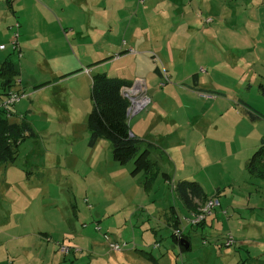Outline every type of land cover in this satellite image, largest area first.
<instances>
[{"label":"rangeland","instance_id":"obj_1","mask_svg":"<svg viewBox=\"0 0 264 264\" xmlns=\"http://www.w3.org/2000/svg\"><path fill=\"white\" fill-rule=\"evenodd\" d=\"M248 37L247 43L240 39L236 44L233 42V46L224 47L229 61L213 55L216 48L208 49L203 62L188 60L185 72L179 68L177 75L170 74L172 77L168 76L165 87H160L161 80L157 82L158 91L153 95L155 119L143 129L142 138L161 144L166 150L168 156H163L162 161L164 171L171 177L170 184L162 180L160 171L151 188L144 189L143 175L131 177L129 174L132 162L118 165L113 161L109 142L98 140L94 148H90L87 132L79 137L80 125L87 120L92 108L89 99L86 115L76 116L73 121L56 116V112L45 116L36 109L27 113L34 136L25 137L20 143L14 162L0 165V264H118L109 254L129 248L157 255L159 251H154L150 245L154 235L148 230L156 227V223L149 220H165L172 208L184 222L190 219L189 211L174 191L178 179L197 181L211 198L214 187H220L223 194L220 199L224 200L233 196L231 189L235 188L234 201H237L239 192L244 191L239 188L242 183L253 192L261 181L254 185L250 182L252 179L244 162L247 149H252L256 140L264 137V120L253 123L249 119L250 113L264 109V93L260 88L264 86V30L257 29ZM9 52L10 48L4 54ZM16 56L13 52L10 54L15 63ZM58 66L67 71L64 73H69L66 69L73 67L67 62L48 64L45 71ZM37 71L38 68L29 65L16 80L29 79L34 84L25 82L22 86L32 91L39 83ZM192 74L195 80L199 77L196 87ZM72 82H67V86L71 87ZM163 91L170 92L164 100ZM19 102L13 105L15 114L8 117L10 122L20 120L24 102L29 104L27 108H33L30 100ZM74 133H78V137L74 138ZM126 182H137L139 189L132 195H122L121 186ZM86 192H89L87 196ZM75 215L78 218L76 229L82 232L84 239L71 240L74 244H70L67 238L50 234L57 222H74ZM212 220L215 225L211 229L187 228L185 235L193 243L192 251L184 253L189 263L213 264L210 261L217 259L219 264L222 261V256L215 255L213 249L219 250L216 245L229 229H234L233 223L239 218L230 219L231 226L222 216ZM161 228L157 234L169 237ZM103 231H107V236ZM42 232L49 235L43 236ZM215 235L218 238H214ZM202 238L210 242L207 244L210 254L198 250ZM57 242L70 247L69 253L61 254ZM110 243L125 246L120 251H112ZM236 247L225 249L233 251ZM73 250L80 258L69 263Z\"/></svg>","mask_w":264,"mask_h":264},{"label":"crops","instance_id":"obj_2","mask_svg":"<svg viewBox=\"0 0 264 264\" xmlns=\"http://www.w3.org/2000/svg\"><path fill=\"white\" fill-rule=\"evenodd\" d=\"M1 3L3 7L0 8V44L6 48L0 51V60L7 57L11 60L12 52L17 55L15 60L17 63L11 60L14 68L18 69L11 91L22 92L23 98L20 102L30 100L33 105V108H27L29 104L24 102V114L20 115L18 123L25 119L33 129V125L26 117L27 113L30 114L36 109L45 116L56 112V116L61 115L65 120L71 118L73 121L76 116L82 118L84 114L86 115V100L91 101L92 75L105 73L110 78L127 82L130 86L126 88L134 90L137 100L141 96L149 98L150 101L144 108L128 116L132 135L145 141L148 140L142 138L144 137L142 131L151 125V119H155L156 101L153 95L158 91L155 87L157 82L162 80L164 73L171 78L170 74L177 75L179 72L177 69L181 68L184 71L188 60L203 62L208 49L216 48L213 55L229 61L224 47H231L233 42L236 44L240 39L247 43L249 33L257 29L264 30V0H5V2L0 0ZM207 19L210 21L207 22ZM15 33L18 50H14L10 45ZM8 48L10 52L5 55ZM66 62L73 66L66 69L70 70L69 73H64L67 71L59 66L51 71H45L48 64L61 65ZM29 65L38 68L36 76L39 77L37 81L39 83L32 91H26L22 86L25 82L34 84L29 79L24 82L22 79L16 80ZM192 77L196 87L195 82L199 77L196 76V80L195 74H192ZM69 81H73L71 87L66 84ZM169 93L163 91L162 100ZM12 108L13 106L9 116L15 114ZM51 117L55 118L53 115ZM249 119L256 123L261 118L252 119L249 114ZM80 129L82 133H79V137L80 134L85 136L86 119L80 125ZM73 137H78V133H74ZM263 140L264 137H260L252 149H247L244 162L245 170L252 179L250 182L254 185L261 181L253 192L242 183L239 188L244 191L239 192L237 201H234L235 188L231 189L233 196L224 200L220 199L223 198L220 187H214L213 196L217 199L218 205L201 227L191 226L188 220L184 222L172 208L165 220H149L156 223V227L148 229L154 235L150 245L154 251H159V254L129 248L130 250L123 252H111L109 256H113L118 264H154L144 256V253H150L156 264H191L188 262V256L184 254L193 248L192 240L185 235L187 228L190 226L211 229L215 225L212 219L222 216L228 222L230 219L239 220H235L234 229H229L219 243L217 242L219 250L213 249L215 255L222 256L219 264H227L228 261L232 264L244 262L264 264V180L249 174L246 169L250 157ZM96 143L90 148H94ZM153 144L159 149L152 152L150 157L156 162L159 173L161 171L168 174L163 169L162 161L163 156L167 157L168 154L161 144ZM130 179L127 180L131 181ZM182 180L185 179H178ZM200 185L207 199L211 198L203 185ZM121 189L122 195H132L139 186L137 182H126L122 184ZM88 193L86 192V196ZM191 213L192 211H189V217ZM242 213L245 214L244 218H241ZM73 219L74 222L69 220L57 222L50 234L67 238L70 244H74L71 240L84 239L82 232L76 229L78 220L76 215ZM176 221L177 228L189 238L188 251L181 252L180 246L171 239L174 229L172 225ZM81 224L84 226V223ZM161 227L166 234L168 232L169 237L157 234L162 230ZM138 231L145 235L139 229ZM106 232L103 231L105 236ZM40 234L46 237L49 235L47 232ZM229 235L234 240L233 245L237 246L233 251L225 249L232 246L224 245ZM214 238L218 236L215 235ZM209 243L207 239L202 238L200 246H197L198 250H205L206 254H210L211 249L207 246ZM77 258L80 257L73 250L72 257L68 259L69 263H74ZM210 262L217 264V259Z\"/></svg>","mask_w":264,"mask_h":264},{"label":"trees","instance_id":"obj_3","mask_svg":"<svg viewBox=\"0 0 264 264\" xmlns=\"http://www.w3.org/2000/svg\"><path fill=\"white\" fill-rule=\"evenodd\" d=\"M17 74V70L8 57L0 60V95H4L11 90ZM129 86L127 82L110 78L105 73L92 75L90 90L92 108L86 120V130L89 137L87 145L92 147L98 140L109 142L113 161L119 165L132 162L133 167L130 175L132 177L139 174L143 175L144 189L149 190L159 174L158 166L151 159L150 154L158 151L159 147L156 144L130 135L132 133L130 132L127 114L129 101L122 94V88ZM263 87V85L260 86L264 93ZM250 116L252 119L261 118L264 120V109L260 113H250ZM8 117L7 112L0 109V165L14 162L20 143L25 137L34 136L33 130L25 119L18 123L10 122ZM263 163L264 140L253 152L246 169L249 174L264 180ZM161 177L165 182L170 183L168 174L162 173ZM174 191L183 206L192 212H196L207 200V195L202 186L196 181H178L174 186ZM203 224L204 222L197 225V227H201ZM177 225L176 221L172 227L177 229ZM181 238L189 240L183 233ZM171 239L175 244H178L180 240V238L174 237L173 234ZM188 250H190V247L187 250L180 247L181 252ZM144 256L150 262L156 264L150 253H144Z\"/></svg>","mask_w":264,"mask_h":264},{"label":"built area","instance_id":"obj_4","mask_svg":"<svg viewBox=\"0 0 264 264\" xmlns=\"http://www.w3.org/2000/svg\"><path fill=\"white\" fill-rule=\"evenodd\" d=\"M210 19H207V22H209ZM17 27V24L15 25ZM10 45L13 47L14 50H18L17 47V33H15L10 41ZM5 45L0 44V51L5 50ZM168 82V76L164 73L160 86H164ZM122 94L125 98H127L130 101V106L128 110V116H132L133 114L140 111L142 108H144L149 103V98L147 96H141L138 100L135 97L134 90L132 88H123ZM23 98V95L18 92L9 91L4 95H0V109H3L7 112L8 116L10 115L11 107L19 102ZM218 205V201L216 198L212 197L205 201L204 204H202L196 212H192L190 219L188 220V223L191 226H197L201 223H203L209 216H211ZM172 234L176 238H181L182 231L179 228H174L172 230ZM106 238V237H105ZM126 244V243H125ZM234 244V240L232 236H227L226 241L224 242L225 246H231ZM127 245V244H126ZM56 246L59 250V252L63 255H66L70 251V247L57 242ZM125 245L121 246V244L118 243H110L109 247L112 251H120Z\"/></svg>","mask_w":264,"mask_h":264},{"label":"water","instance_id":"obj_5","mask_svg":"<svg viewBox=\"0 0 264 264\" xmlns=\"http://www.w3.org/2000/svg\"><path fill=\"white\" fill-rule=\"evenodd\" d=\"M129 110V108H128ZM132 135V134H130ZM178 245L182 247L184 250H187L189 248V241L185 238H180Z\"/></svg>","mask_w":264,"mask_h":264}]
</instances>
